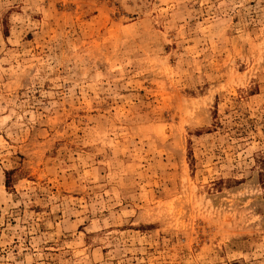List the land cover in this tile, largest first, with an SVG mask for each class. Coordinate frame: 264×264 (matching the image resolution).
<instances>
[{"label":"rangeland","instance_id":"1","mask_svg":"<svg viewBox=\"0 0 264 264\" xmlns=\"http://www.w3.org/2000/svg\"><path fill=\"white\" fill-rule=\"evenodd\" d=\"M0 264H264V0H0Z\"/></svg>","mask_w":264,"mask_h":264}]
</instances>
